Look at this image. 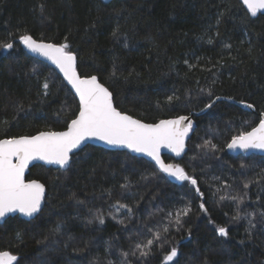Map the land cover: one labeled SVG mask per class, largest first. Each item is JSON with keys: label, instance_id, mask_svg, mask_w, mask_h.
<instances>
[{"label": "trees", "instance_id": "trees-1", "mask_svg": "<svg viewBox=\"0 0 264 264\" xmlns=\"http://www.w3.org/2000/svg\"><path fill=\"white\" fill-rule=\"evenodd\" d=\"M25 31L67 42L81 75H96L121 111L146 122L200 111L217 97L256 111L218 100L194 116L185 154L165 156L197 179L203 197L144 157L93 144L74 154L67 169L35 164L27 178L44 183V207L33 219L15 215L0 223V251L16 255V264H122L123 252L152 238L149 228L161 231L171 219L163 246L146 258L129 255L130 264H165L173 246L179 254L169 264H264V156L227 150L264 112V14L252 17L240 0H0V43L9 34L14 42L0 49V139L64 130L78 112L77 97L57 71L24 50ZM169 96L179 99L169 103ZM206 140L216 148H202ZM120 204L132 211L117 210ZM237 204L242 217L255 215L234 220ZM186 205L191 211L177 230L167 213ZM217 226L228 236H219Z\"/></svg>", "mask_w": 264, "mask_h": 264}, {"label": "snow or ice", "instance_id": "snow-or-ice-1", "mask_svg": "<svg viewBox=\"0 0 264 264\" xmlns=\"http://www.w3.org/2000/svg\"><path fill=\"white\" fill-rule=\"evenodd\" d=\"M251 16L255 17L258 11L264 10V0H243ZM38 9L43 15L44 5H38ZM220 21L217 20V23ZM119 29L113 31V38H118ZM67 41V37H65ZM19 42L25 48L33 53H37L50 60L64 78L71 84L79 97L78 112L75 118L67 123L65 131H42L36 135L14 136L0 139V219H4L8 214L19 212L25 216L32 217L41 211V204L44 200L45 185L38 180H28L26 171L33 161L41 160L50 164H56L60 167H66L71 160V154L79 149L88 139H98L109 145L123 146L131 149L133 152L144 153L151 157L159 167L160 171L167 173L180 181H188L195 188L196 193L203 197V193L197 186L198 181L189 175L184 168L178 164H166L161 159V149L171 150L177 156L183 153L185 148V139L192 129L193 123L188 116H177L173 119H162L155 123H144L139 119L119 110L114 104L113 92L109 90L96 75L81 76L77 71V54L71 50L67 42L64 43H46L43 40H37L25 31L19 35ZM211 43V40H209ZM225 47H230L226 45ZM14 48L11 34L8 42L0 43V49L11 50ZM185 63H188L185 61ZM35 71V69H33ZM117 67L113 64V76H115ZM44 94H48L49 83L47 78L42 85ZM178 96H169L168 102L178 100ZM220 99L219 97L216 98ZM215 101L207 104L206 108L213 107ZM248 108L254 105L245 101H240ZM7 123V121H4ZM205 149H215L216 145L211 140H206L201 146ZM231 150L241 149L244 151L258 149L264 151V112L261 113L259 123L252 127L250 131H242L231 138L227 144ZM246 165L241 164V168ZM214 179H220L214 177ZM244 188H248V183H244ZM127 188L128 185H122ZM231 188V185H225ZM219 191V189H218ZM236 199L228 195H220L219 200ZM115 207V206H114ZM120 208H127L132 211L128 205L120 204ZM200 210L207 214L208 209L205 203L199 205ZM191 211L190 206L168 212L169 218H174V223L182 227V217H185ZM254 213H246L243 217L240 214L239 204L236 206V215L234 220H240ZM264 216V213H261ZM96 219L99 223H104L102 215ZM171 219L169 224L162 225L161 231L153 232L152 228L148 231L152 233V238L144 243H136L135 249L129 252H123L124 261L122 264H130L127 260L129 255L138 258H146L152 253L155 245L161 247L166 241V234L170 231ZM249 232L254 228L252 220H248ZM60 225H57L54 231H60ZM215 231L221 237H227L228 228L217 226ZM191 230L189 229V235ZM19 238V233L17 234ZM178 248L173 246L164 256L165 264L172 262L178 256ZM18 257L9 251H0V264H16Z\"/></svg>", "mask_w": 264, "mask_h": 264}, {"label": "water", "instance_id": "water-1", "mask_svg": "<svg viewBox=\"0 0 264 264\" xmlns=\"http://www.w3.org/2000/svg\"><path fill=\"white\" fill-rule=\"evenodd\" d=\"M240 1L243 3V0H240ZM244 6H245V5H244ZM245 8H246V6H245ZM246 9H247V8H246ZM247 11H248V10H247ZM249 14H250V13H249ZM260 14H264V10L258 11V13H257V15H256L255 17L259 16ZM250 15H251V14H250ZM252 17H253V16H252ZM33 38H34V37H33ZM35 39H36V38H35ZM37 40L39 41L40 39H37ZM43 41L46 42V43H54V42L45 41V40H43ZM22 46H23L24 50H25L28 54L32 55L33 57H36L37 59H39V60H41V61H43V62H45V63H47V64H49V65H51V66L57 71V73L63 78V80L66 82V84L69 86V88L71 89V91H72L73 94L77 97V99H78V101H79V97L76 95L75 90L72 88L71 84L68 83V81L64 78L63 73H61V72L59 71V69H58V68H57V67H56V66H55L50 60H48L47 58H45V57H43V56H41V55H39V54H37V53H33V52H31L30 50H28L27 48H25L23 44H22ZM77 71H78V73L81 75L80 71L78 70V58H77ZM81 76L83 77V75H81ZM101 83H102V82H101ZM103 84H104V83H103ZM104 85H105V84H104ZM105 86H106V85H105ZM106 87H107V86H106ZM109 90H110V89H109ZM219 98H220V99H218V100L225 99V100L233 101V102L237 103L239 106H241L243 109H245V110H247V111H253V112L256 111L255 106H254L253 108H248V107L245 106V104L240 103V101H237V100H234V99H230V98H225V97H219ZM218 100L215 98L213 101H215V103H216ZM213 101H212V102H213ZM212 102H211V103H212ZM215 103H214V104H215ZM246 103H248V102H246ZM114 104H115V101H114ZM248 104H251V103H248ZM252 105H253V104H252ZM115 106H116V104H115ZM116 107H117V106H116ZM117 108H118V107H117ZM118 109H119V108H118ZM209 109H210V108H206V107H205L204 109H202V110H200V111H194V112H192L191 114L183 115V116H188V117L191 119V121H192V123H193L192 129L189 131V134H188V136H187L186 139H185V148H184L183 153H181V155L177 156L175 153L171 152V150L166 149V148H162V149H161V159L164 160V162H165L166 164H170V163H168V162L165 160V156H166V155H169V156H172V157H174V158H176V159H179V158H181V157L185 154V152H186V150H187V147H188L187 143H188V141L190 140V138L192 137V135H193V133H194L196 127H197V123H196V120H195V117H194V116H200V115L206 113ZM119 110H120V109H119ZM125 113L128 114V115H130V116H132L134 119H139V120H141V121L144 122V123H151V122H146V121H144V120H142V119H140V118H137V117H135V116H133V115L127 113V112H125ZM174 118H175V117H174ZM168 119H173V118H168ZM258 123H259V122H258ZM258 123H257V124H258ZM65 130H66V129H64V130H51V131H57V132H59V131H65ZM250 130H251V129H250ZM250 130H249V131H250ZM44 131H50V130H44ZM40 132H42V131H40ZM38 133H39V132H38ZM38 133H36V134H38ZM36 134H34V135H36ZM88 144H93V145L100 146V147H103V148H105V149H109V150H123V151H128V152L132 153L133 155H137V156H140V157H144V158L148 159L149 161L153 162L154 164H156L155 161L152 160L151 157L147 156V155L144 154V153L133 152L131 149H128V148L123 147V146H113V145H109V144H107V143H105V142H103V141H100V140H98V139H88V140H86V141L84 142V144L81 145V147H80L79 149H76V150L73 151V153L71 154V160H70V163H69L68 166L62 168V167H60L59 165H56V164H50V163H47V162H45V161H41V160L33 161V162L30 163L29 168H28V170L26 171V174H25V175H26V178H27V175H28V173H29L30 168H31L32 166H34L35 164H42V165H45V166H47V167L53 166V167L58 168V169H67V168L71 165V163H72L73 155L76 154V153H78L80 150H82V149H83L85 146H87ZM227 150H228L231 154H234V155H245V156H249V155H252V154H258V155H263V156H264V151H261V150H258V149H253V150L244 151V150H241V149H238V148L235 149V150H231V149H228V148H227ZM156 166H157V165H156ZM157 167H158V166H157ZM158 168H159V167H158ZM31 180H33V179H31ZM35 180H37V179H35ZM38 181H40V180H38ZM40 182L43 183L42 181H40ZM43 184H44V183H43ZM45 198H46V187H45L44 200L42 201V204H41V210H42L43 207H44V204H45ZM39 213H40V212L34 214L32 217L25 216V215H23L22 213H19V212L10 213V214H8V216H6L4 219H0V223L5 222V220H6L7 218H9L10 216H15V215H20V216L23 217L24 219L30 220V219H33L34 217H36ZM9 252H10V251H9Z\"/></svg>", "mask_w": 264, "mask_h": 264}, {"label": "flooded vegetation", "instance_id": "flooded-vegetation-1", "mask_svg": "<svg viewBox=\"0 0 264 264\" xmlns=\"http://www.w3.org/2000/svg\"><path fill=\"white\" fill-rule=\"evenodd\" d=\"M28 179V178H27ZM28 180H31V179H28Z\"/></svg>", "mask_w": 264, "mask_h": 264}]
</instances>
